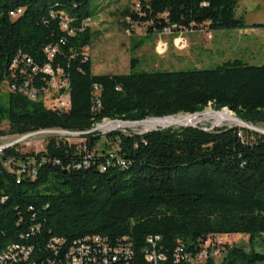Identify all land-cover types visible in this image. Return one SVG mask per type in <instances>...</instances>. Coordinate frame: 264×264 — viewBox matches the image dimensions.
Returning <instances> with one entry per match:
<instances>
[{
  "label": "trees",
  "instance_id": "16d2710c",
  "mask_svg": "<svg viewBox=\"0 0 264 264\" xmlns=\"http://www.w3.org/2000/svg\"><path fill=\"white\" fill-rule=\"evenodd\" d=\"M238 1L137 0L138 8L126 13L131 24L147 25L148 33L205 25L208 31L241 30L247 25L235 16ZM90 5L91 0H0V86L28 77L30 68L24 76L10 70L14 60L27 57L38 70L47 64L63 70L70 100L68 110L59 112L8 91L6 105H0V125L7 124L0 137L48 129L84 132L104 120L173 117L207 106L264 124V65L233 60L191 71L93 75L85 55L92 39L85 24L92 18ZM61 16L70 20L72 35L61 29ZM47 47L56 49L52 60L44 54ZM31 77L36 87L48 79L41 73ZM102 137L117 140L113 158L107 146L95 150ZM80 138L83 148L49 137L39 153L0 152V259L23 244L33 247L39 264L51 255L52 239H63L64 251L74 240L101 236L111 245L127 238L129 264H145L147 238L159 237L155 250L165 257L163 264H187L184 258L198 255L208 237L243 234L248 249L225 247L219 264H264V135L233 126Z\"/></svg>",
  "mask_w": 264,
  "mask_h": 264
},
{
  "label": "rangeland",
  "instance_id": "374dc122",
  "mask_svg": "<svg viewBox=\"0 0 264 264\" xmlns=\"http://www.w3.org/2000/svg\"><path fill=\"white\" fill-rule=\"evenodd\" d=\"M137 8V0H91L92 18L86 23L91 30L92 39L90 47L85 50V53L91 60L93 75H123L131 71H191L214 68L233 60H240L245 64L254 66L264 65V44H259L261 40L258 37L244 35L243 29L208 31L205 25L170 35H159L158 32L148 33L147 25L142 23L131 24L128 18L127 10L132 11ZM235 16L244 20L248 26L245 29L264 25V0H239ZM180 39L184 43L182 47L177 43ZM132 60L135 61L133 65H131ZM8 94L7 86H0V105L3 107L6 105ZM227 110H220L219 115L225 114L229 119H231L229 116L233 118L236 116ZM202 111L215 112L217 110L207 106ZM213 117L216 116L210 114L200 116L202 120L207 121L185 127L165 121L148 130L142 125L125 129L123 128L124 124L111 123L109 129L102 127L98 133L102 136L112 132L123 134L133 132L142 135L162 128L178 130L186 127L212 131L235 125V123L224 122L221 126H213ZM6 126L7 124L3 123L0 125V129H5ZM253 126L264 129L262 123ZM18 137H0V145L8 144ZM49 137L65 140L68 144L76 145L77 148H83L85 143L84 139L80 137L38 135L12 148L20 154L39 153L45 149ZM117 145V140H107L102 137L95 150L100 152L103 147L107 146L108 152L114 153ZM248 241L249 237L243 234L222 236L216 239L211 237L205 245L206 249H209V253L204 252L202 262L206 264L208 259H213L215 264H219L225 247L237 245L248 249Z\"/></svg>",
  "mask_w": 264,
  "mask_h": 264
},
{
  "label": "built area",
  "instance_id": "2783aa9c",
  "mask_svg": "<svg viewBox=\"0 0 264 264\" xmlns=\"http://www.w3.org/2000/svg\"><path fill=\"white\" fill-rule=\"evenodd\" d=\"M20 12L22 11L11 12L10 17L15 19L20 15ZM69 21V19L62 17L61 29L72 35L73 32L68 29ZM158 33L159 35H170L172 34V30L165 28ZM177 43L181 47L184 45L182 39L178 40ZM55 52V48L47 47L44 49V54L48 60L53 59ZM85 55L88 56L86 53ZM19 62L23 64V67L19 68ZM30 65L31 62L27 57H23L21 60L16 59L12 62L10 67L12 73L15 74V71L19 70V76H24L27 74V68H30V74L20 83L7 84L8 91L12 93L23 92L26 98H36V101H42L45 107L50 110L59 112L67 111L70 106L69 82L63 70H53L48 64L38 70L37 67H31ZM38 73L47 76L48 79L43 78V85L36 87L32 83L31 76ZM109 156L111 158L114 157L113 153H109ZM117 162L122 164L120 161ZM105 169V166L101 167V171H105ZM212 237L216 239L222 236ZM209 238L211 237H208L203 242L201 252L198 255L194 257L186 256L184 258L187 264H203L204 252L209 253V249L205 247ZM159 241V237L147 238L146 242L151 249L145 254V264L164 263L165 257L162 254H158L155 250L156 244ZM110 243L107 238L91 236V240H74L63 251L65 241L63 239H52L47 245V249L50 250L51 255L46 257L45 262H39V264H129L133 253L127 238L118 240L114 245ZM61 254L62 256L60 257ZM34 258L33 247L14 244L10 250L2 255L0 264H36L37 262H35ZM178 261L179 259L176 260V264H178Z\"/></svg>",
  "mask_w": 264,
  "mask_h": 264
},
{
  "label": "water",
  "instance_id": "95a60500",
  "mask_svg": "<svg viewBox=\"0 0 264 264\" xmlns=\"http://www.w3.org/2000/svg\"><path fill=\"white\" fill-rule=\"evenodd\" d=\"M226 108H223V110H225ZM221 110V111H223ZM221 111H215L217 113L221 112ZM206 111H202V112H196L193 114H184L187 116H191V115H201L203 113H205ZM172 116L169 117H164V118H146L142 121H124V120H104L103 122L97 124L95 127H93L92 129L88 130V131H84V132H71V131H66V130H59V129H48V130H40V131H35V132H31V133H27L24 134L22 136H19L17 139L9 142L8 144L5 145H0V152H3L9 148H12L13 146L20 144L30 138H33L35 136L38 135H55V134H61L62 136H67V137H81L87 134H92L95 132L100 131V126L105 123V121L110 122V123H121V124H138L141 122H145L147 120H162V119H166V118H170ZM233 122L235 123L234 127H239V128H243L261 135H264V129H260L257 128L255 126H253L252 124H249L247 122H245L244 120L234 116V118L232 119ZM230 128V127H229ZM163 129V128H162ZM156 130V129H155Z\"/></svg>",
  "mask_w": 264,
  "mask_h": 264
},
{
  "label": "bare ground",
  "instance_id": "6f19581e",
  "mask_svg": "<svg viewBox=\"0 0 264 264\" xmlns=\"http://www.w3.org/2000/svg\"><path fill=\"white\" fill-rule=\"evenodd\" d=\"M20 14H21V12H20ZM24 95H25V93H24ZM31 99L34 100V98H31ZM208 114L216 116V117H213V122H212L213 126L214 125L221 126L224 122H226L228 124H234V122L231 120V119H233V117L229 116L231 118V119H229L225 114L219 115L220 112L217 113L214 111H210V112L203 113L201 115H191V117H188L187 115H177V116H173V117L162 119V120H154V121L147 120L145 122H141L138 124H124L125 126L123 128H125V129L136 128V127L142 125L148 130V129H152V128L156 127L157 124H160V123L165 122V121L175 123L178 126H182V127L189 126V125L195 126L196 124H198L200 122L202 123L203 121H207V120H202L200 118V116H204V115H208ZM117 124H119V123H117ZM102 127H104V129H109L111 127V123H109V122H106V124L103 123L99 129L101 130ZM55 135H61V134L57 133Z\"/></svg>",
  "mask_w": 264,
  "mask_h": 264
},
{
  "label": "crops",
  "instance_id": "0c3cea01",
  "mask_svg": "<svg viewBox=\"0 0 264 264\" xmlns=\"http://www.w3.org/2000/svg\"><path fill=\"white\" fill-rule=\"evenodd\" d=\"M248 27V26H247ZM242 33L246 36H252L255 38H260L259 44H264V25L257 26L255 28L243 29Z\"/></svg>",
  "mask_w": 264,
  "mask_h": 264
}]
</instances>
